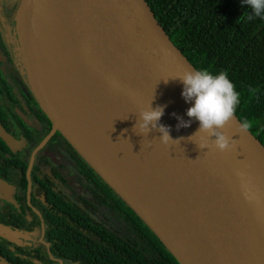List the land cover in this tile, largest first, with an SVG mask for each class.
Instances as JSON below:
<instances>
[{
    "label": "water",
    "instance_id": "1",
    "mask_svg": "<svg viewBox=\"0 0 264 264\" xmlns=\"http://www.w3.org/2000/svg\"><path fill=\"white\" fill-rule=\"evenodd\" d=\"M24 3L26 33L36 42L26 38L24 58L54 128L135 209L180 264H264V146L235 114L218 130L230 138L228 149H217L206 132L192 136L199 122L185 114L191 102L182 98L179 79L171 77L196 69L147 0ZM66 76H77L80 88L94 98H80L79 86L67 91ZM160 105L165 107L159 124L168 127L173 139L166 143L151 126L147 135L133 130L139 112ZM106 106L113 135H135L134 153L145 182L143 205L123 192V174L116 176L96 150L109 145L110 136L81 123L85 114ZM177 117L191 123L177 127ZM0 138L12 150L17 146L1 124ZM120 164L114 166L125 172ZM9 189L13 187L0 179V192ZM10 232L0 223L1 235Z\"/></svg>",
    "mask_w": 264,
    "mask_h": 264
},
{
    "label": "trees",
    "instance_id": "2",
    "mask_svg": "<svg viewBox=\"0 0 264 264\" xmlns=\"http://www.w3.org/2000/svg\"><path fill=\"white\" fill-rule=\"evenodd\" d=\"M173 43L196 70L224 72L239 93L234 114L264 146V19H247L251 10L240 0H147ZM4 112L0 107V119ZM8 151L0 140V154ZM98 176L99 208L113 218L98 221L84 211L57 204L48 209L44 240L48 251L36 255L0 235V260L5 264H180L135 209L83 157ZM12 161L0 156V172ZM0 210V223L12 232L29 234L22 215ZM103 212L102 214L105 215ZM14 222V223H12Z\"/></svg>",
    "mask_w": 264,
    "mask_h": 264
},
{
    "label": "flooded vegetation",
    "instance_id": "3",
    "mask_svg": "<svg viewBox=\"0 0 264 264\" xmlns=\"http://www.w3.org/2000/svg\"><path fill=\"white\" fill-rule=\"evenodd\" d=\"M6 19L9 23L10 18ZM0 35H3L1 29ZM3 50L0 46V65L7 67L10 64ZM36 98L18 75H0V107L5 115L0 124L17 141L13 150L7 147L8 151L0 154L10 159L14 167L8 175L0 172V179L13 187L7 193L0 192V210L10 205L11 212L22 215L29 231L24 234L11 230L2 236H11L16 246L39 255L43 248L48 251L44 226L48 222V209L57 204L84 211L98 221L109 223L113 218L104 208H99L95 184L99 182L98 176L85 166L83 156L60 129L54 128L43 104ZM50 260L51 257L43 258L39 263L51 264Z\"/></svg>",
    "mask_w": 264,
    "mask_h": 264
},
{
    "label": "clouds",
    "instance_id": "4",
    "mask_svg": "<svg viewBox=\"0 0 264 264\" xmlns=\"http://www.w3.org/2000/svg\"><path fill=\"white\" fill-rule=\"evenodd\" d=\"M240 2L241 5H246L251 10L247 16L248 20L253 18L264 19V0H240ZM171 78L179 79L182 84V98L186 103L191 102L185 114L199 122V128L192 136L197 132H206L212 138L217 149L221 151L228 149L230 138L218 130L223 128L225 123L233 117L234 110L239 103V93L227 74L222 71L213 74L201 69L188 70ZM164 107L163 105L156 108L148 106L147 109L139 112L133 130L138 134L147 135L151 126V128L157 129L161 133L159 139L162 143L173 140L169 135L168 127L159 124ZM177 120V127H188L191 123V119L183 120L177 117ZM242 126L244 128L249 127L247 123ZM198 146L200 148L207 147V145Z\"/></svg>",
    "mask_w": 264,
    "mask_h": 264
},
{
    "label": "bare ground",
    "instance_id": "5",
    "mask_svg": "<svg viewBox=\"0 0 264 264\" xmlns=\"http://www.w3.org/2000/svg\"><path fill=\"white\" fill-rule=\"evenodd\" d=\"M63 85L67 91H73L79 86V96L80 98H91L93 96H88L80 88V79L76 77L66 76L63 79ZM109 104V103H108ZM85 118L82 120L84 127L88 128L90 125L94 127V132L100 134L101 132L108 134L110 136V143L98 147L96 150L99 152V155L103 157V162L106 167L108 166L111 170L115 171L117 176L118 173H122L120 182L123 187V192L129 197H134L133 200H136L140 204H145L146 196L143 177L141 175V170L138 162V156L135 155V144H133L132 136H135L131 133H124L121 135H113V129L110 127L109 120L110 118V108L106 106L103 110L95 114H85ZM88 125V126H87ZM117 156V157H116ZM121 163H119L118 161ZM120 164L124 167L123 169L114 166ZM140 171V174L138 173ZM126 173V174H125ZM125 188V189H124Z\"/></svg>",
    "mask_w": 264,
    "mask_h": 264
},
{
    "label": "rangeland",
    "instance_id": "6",
    "mask_svg": "<svg viewBox=\"0 0 264 264\" xmlns=\"http://www.w3.org/2000/svg\"><path fill=\"white\" fill-rule=\"evenodd\" d=\"M24 0H0V29L3 35H0V46L3 47L6 58L10 66L0 65V75L3 77L6 73L18 75L22 83L29 88L37 100L39 97L35 85L31 81V71L24 58L26 38L29 42L36 44L32 36L26 33L29 29L28 17L24 12ZM26 8V7H25ZM2 9H4L3 13ZM9 17V23L7 22ZM5 31V32H4ZM34 41V42H33ZM42 103V102H41ZM97 217V214L95 215Z\"/></svg>",
    "mask_w": 264,
    "mask_h": 264
}]
</instances>
